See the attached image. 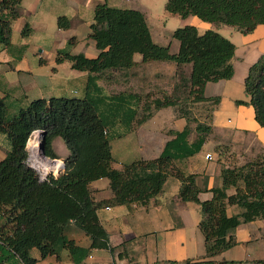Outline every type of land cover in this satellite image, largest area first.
Listing matches in <instances>:
<instances>
[{
  "label": "trees",
  "instance_id": "16d2710c",
  "mask_svg": "<svg viewBox=\"0 0 264 264\" xmlns=\"http://www.w3.org/2000/svg\"><path fill=\"white\" fill-rule=\"evenodd\" d=\"M20 3L21 0H0V44L4 47L10 44L13 21L21 15ZM165 9L181 17L195 15L203 21L233 26L243 34L264 24V0H166ZM57 25L65 29L69 20L59 16ZM31 30L25 24L21 35L28 36ZM89 37L99 50L96 57L62 51L56 57L57 62L67 59L72 68L88 71L84 96L36 98L10 117L0 100V132L7 141L6 155L0 160V264H36L32 249L42 259L58 256L61 249H66L73 264H86L83 260L93 249L113 252L115 247L98 219V209L103 205H145L161 191L169 176L179 180L178 197L182 201L199 204L198 228L204 238V257L235 246L237 240L231 231L236 226L264 218V158L240 166L222 165L221 185L211 188L212 196L206 200L198 198L201 188L196 175L185 174L172 165L173 160L197 153L205 142L204 132H209L211 126L198 121L191 127L189 114L194 105H199L207 110L209 122V106L217 104L219 97H205L204 86L208 81L233 75L234 44L215 30L199 33L194 25H184L171 33L179 41L178 51L172 53L168 45L153 42L142 11L106 3L95 5ZM135 53L141 55L142 62L160 60L177 65L171 91L155 98L153 106L173 107L186 124L182 130L171 132L174 137L157 157L123 163L121 169H116L112 167L110 141L126 130L112 134V125L118 122L129 129L133 122L143 121L150 113L135 120L141 99L138 93L129 97L122 93L95 96L89 91L96 74L133 67ZM184 64H191L189 74L183 69ZM244 91L248 101L236 102L251 105L255 120L264 127V53L250 65ZM149 108L144 105L145 110ZM36 129L45 131L46 156L56 157L52 149L55 137H61L69 150L63 171L42 181L26 164V142ZM192 131L197 135L189 142ZM104 177L109 180L113 196L95 201L90 183ZM228 189L234 192L228 194ZM227 205H237L240 212L228 215ZM70 224L85 241L67 236ZM203 263L210 262L195 264ZM255 263L264 264V260Z\"/></svg>",
  "mask_w": 264,
  "mask_h": 264
},
{
  "label": "crops",
  "instance_id": "0c3cea01",
  "mask_svg": "<svg viewBox=\"0 0 264 264\" xmlns=\"http://www.w3.org/2000/svg\"><path fill=\"white\" fill-rule=\"evenodd\" d=\"M98 3L142 11L152 38L150 26L153 12L149 0H58L48 6L45 0H21L20 16L23 17H18L12 23L11 35L15 31L16 37L10 38L7 47L0 44V100L7 107V116H13L19 108L25 107L36 98L81 97L87 93L88 71L72 68L69 60L57 62L56 57L60 50L69 54L83 53L90 58L97 56L99 50L95 41L89 37V32L93 10ZM59 16L66 17L69 26L63 29L56 24V33H53L50 29L51 23L57 21ZM188 16H179L188 21L184 25H194L199 33L207 29L215 30L235 46L231 59L233 75L229 79L208 81L204 86L205 97H219L217 104L209 106L210 119L207 123L215 137L206 138L197 153L172 162L173 167L185 174L196 175L197 184L201 188L198 198L206 200L212 196L211 188L221 185L219 173L222 165L240 166L248 161L264 158V127L255 120L251 105L236 102L249 99L244 91V79L250 65L264 53V24H259L251 32L243 34L233 26L215 24L200 18L201 21L197 23L192 19L188 20ZM25 24L32 30L24 37L21 29ZM37 32L44 36V40L36 38ZM55 35L56 41L53 40ZM48 40L53 43L46 44ZM166 45L170 52L175 53L178 51L179 41L172 38ZM133 59L136 63L127 70L96 74L89 91L95 96L122 93L129 97L132 93H138L141 99L136 107L135 120L150 113L143 121L133 122L129 129L118 122L112 125V134L126 130L122 136L112 137L110 141L112 167L116 169H121L123 163L157 157L165 143L174 137L171 132L182 130L186 124L185 118L177 116L171 106L168 107L172 109L168 110L165 107L155 108L152 104L148 110L144 109V104L153 94L158 93L155 99L170 92L164 91V87L157 84L166 80L173 83L177 65L171 61L160 60L142 62L139 53H135ZM183 69L189 74L191 64H184ZM159 115H165L166 122L148 124L149 120ZM195 133H190L189 142L196 138ZM1 134L0 160L7 152V141L4 134ZM59 138L61 137L52 140V149L56 155L54 158L65 161L69 150L62 138L64 146ZM123 143L130 144L128 151L123 150ZM206 153H210L212 158L206 159ZM179 187V180L169 176L161 191L145 205L130 203L100 207L97 211L98 219L108 232L110 244L115 249L113 252L93 249L83 262L184 264L189 261L190 264H195L208 261L210 263L206 264H256V260H264V218L239 224L231 231L237 240L235 246L216 256L204 257V238L198 228L201 219L199 204L182 201L178 197ZM90 190L95 201L113 196L109 180L105 177L92 181ZM233 192L234 189L227 190L228 194ZM239 212L237 205L226 206L228 215ZM67 236L85 241L72 224L67 229ZM34 250L36 249L31 250V255L37 259L36 264H73L66 249H61L58 256L43 259Z\"/></svg>",
  "mask_w": 264,
  "mask_h": 264
},
{
  "label": "rangeland",
  "instance_id": "374dc122",
  "mask_svg": "<svg viewBox=\"0 0 264 264\" xmlns=\"http://www.w3.org/2000/svg\"><path fill=\"white\" fill-rule=\"evenodd\" d=\"M54 1H58V0H45V4L48 6L50 5V3H53ZM165 2L166 0H149V3L151 5L152 8V12H153V18L151 20V33L152 34V40L155 43H160L162 45H166L169 41L172 40L171 38V33L174 29H176L177 27H181L182 25L188 23V21H184L183 18L175 15V14H170L168 11L165 10ZM130 4V3H129ZM131 5V4H130ZM21 7V6H20ZM131 7V6H130ZM22 16H20V18H22ZM159 17L161 19H159ZM187 19H192L193 22H200L201 20L193 15H190L187 17ZM57 21L51 23V30H53V33H56V26ZM14 34H16L15 31H13L12 35H11V39L13 38ZM17 35L20 36V32L17 31ZM16 37V35L14 36ZM36 38H41L42 40H44V36L41 35L40 33L37 32L36 33ZM15 40V38H14ZM56 41V35H55V39H53ZM53 43V41H47L46 44H50ZM62 52H66L64 50H60ZM63 60H67V59H63ZM60 62V61H59ZM172 82L169 80H166L165 82H162L160 84H157V86L163 88L164 91H171L172 88ZM156 85V84H155ZM158 95V93L153 94L150 98L149 101L146 102L145 104L148 105H152L154 102V97H156ZM160 95V94H159ZM144 104V105H145ZM168 110H171V107L166 106L165 107ZM191 114H189L190 117V126L194 127L196 122H202L207 124L208 123V112L207 110L205 111L203 107H199V105H194L191 109ZM163 122H166V117L165 115H159L154 117L153 119L149 120L150 125L154 124H162ZM196 134V133H195ZM204 135L206 136V138H214L215 136H212L211 131L209 132H204ZM0 136L3 137V135L0 133ZM222 137V136H220ZM59 140L61 141V144L63 145V141L61 140V138H59ZM124 147L123 150L128 151L130 149V144L123 143ZM64 146V145H63ZM3 157V156H1ZM49 157V156H48ZM227 161V160H226ZM34 252H36V250H34Z\"/></svg>",
  "mask_w": 264,
  "mask_h": 264
},
{
  "label": "bare ground",
  "instance_id": "6f19581e",
  "mask_svg": "<svg viewBox=\"0 0 264 264\" xmlns=\"http://www.w3.org/2000/svg\"><path fill=\"white\" fill-rule=\"evenodd\" d=\"M36 137L34 138L31 136L28 139V146L32 155V158L34 160L35 166L41 171L42 175L47 174L50 170L55 171L57 167L60 166L59 161H51L49 157H45L42 155L40 151V134H34Z\"/></svg>",
  "mask_w": 264,
  "mask_h": 264
},
{
  "label": "built area",
  "instance_id": "2783aa9c",
  "mask_svg": "<svg viewBox=\"0 0 264 264\" xmlns=\"http://www.w3.org/2000/svg\"><path fill=\"white\" fill-rule=\"evenodd\" d=\"M40 129H36V130H33L30 134V136L28 137V139L33 136L34 138L36 137L34 134H40ZM28 139H27V142H26V150H27V157H26V164L27 166L31 167L32 169H34L39 177V180H47L48 177L52 176V177H56L58 176L62 171H63V164L61 161L60 162V166L56 168L55 171L53 170H50L47 174L45 175H42L41 174V171L35 166L34 164V160L32 158V155H31V152H30V149H29V146H28ZM205 158L206 159H211L212 156L210 153H206L205 154Z\"/></svg>",
  "mask_w": 264,
  "mask_h": 264
},
{
  "label": "water",
  "instance_id": "95a60500",
  "mask_svg": "<svg viewBox=\"0 0 264 264\" xmlns=\"http://www.w3.org/2000/svg\"><path fill=\"white\" fill-rule=\"evenodd\" d=\"M39 131H40V137H39V140H40V146H39L40 151H41V153H42L43 156L48 157V156H46V154H45V152H44V148H43V137H44L45 131H44V130H39ZM49 159H50L51 161H53V162L59 160L58 158H51V157H49ZM60 161L62 162V164H63V169H64L65 161H64V160H60Z\"/></svg>",
  "mask_w": 264,
  "mask_h": 264
}]
</instances>
